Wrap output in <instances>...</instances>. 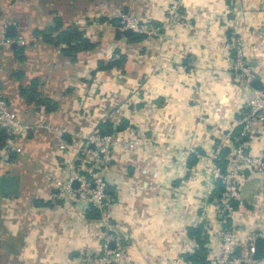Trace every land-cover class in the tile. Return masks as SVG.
Instances as JSON below:
<instances>
[{
	"label": "crops",
	"instance_id": "1",
	"mask_svg": "<svg viewBox=\"0 0 264 264\" xmlns=\"http://www.w3.org/2000/svg\"><path fill=\"white\" fill-rule=\"evenodd\" d=\"M174 5L186 26L165 31ZM122 10L159 36L126 44L112 21ZM56 20L94 46L65 51L55 43L60 30L49 31ZM4 24L16 36L0 48V95L31 131L13 141L21 153L8 152L10 141L0 148V184L16 180L15 193L0 190V264H88L106 235L130 264H189L182 256L196 243L187 229L197 225L209 252L224 220L209 206L217 153L240 139L264 157V129L242 134L238 121L251 89H264V0H0V31ZM235 38L249 49L251 89L228 71ZM116 50L125 60L102 68ZM107 128L143 145L113 150L111 164L95 168L80 134ZM89 171L105 180L109 199L94 219L73 186L67 192L52 180ZM242 189L235 214L257 215L264 230V177L250 175Z\"/></svg>",
	"mask_w": 264,
	"mask_h": 264
},
{
	"label": "built area",
	"instance_id": "2",
	"mask_svg": "<svg viewBox=\"0 0 264 264\" xmlns=\"http://www.w3.org/2000/svg\"><path fill=\"white\" fill-rule=\"evenodd\" d=\"M117 21V30L120 32L130 30L136 34L143 35L147 41L155 40L160 33V29L151 22L130 12H120L117 15ZM181 26H186V22L178 12L177 5H174L169 11L163 30L172 31L174 28ZM6 27H8L7 24H4L0 31V48L12 44V39L5 35ZM229 49L232 56L228 71L243 88L251 89L252 83L256 80V75L248 64V47L242 39L235 38L231 41ZM238 121L241 125L242 134L254 132L260 128L264 129V89H251L248 98V110L241 113ZM0 130L15 139L10 140L8 152L11 154L21 153V148L13 144V141L28 135L31 127L18 119L17 115L8 108L6 101L1 98V95ZM80 139L83 143L85 157L95 168H107L111 164L113 150H135L143 145L137 138L131 139L121 134L107 136L98 131L82 133L80 134ZM61 149H64V147L62 146ZM226 160L227 166L223 174H220L218 168H216V178L222 186L220 197L209 204L211 210L220 214L223 219L235 212L230 210V203L239 199L240 188L244 181L248 177L250 178V175L264 177V157L252 156L240 139L229 147ZM67 162L69 161L67 160ZM52 180L56 187L67 192L73 191L72 184L78 182V188L74 191L86 211L89 208L101 211L109 204L107 184L94 171H89L84 175L71 172L66 180H61L60 178ZM214 187L211 186L212 192L215 189ZM241 219L242 215L238 212V234L232 228L224 226L225 222L221 228L213 232L217 243L210 247L206 264H264V260H255L252 256L255 240L264 237V230H249L245 232L246 230L241 229L243 221ZM242 232H245L244 236H242ZM109 242L110 238L106 235L101 253L89 257L87 260L88 264H130V258L124 248L120 245L111 249L108 247ZM169 264L177 263L171 261Z\"/></svg>",
	"mask_w": 264,
	"mask_h": 264
},
{
	"label": "trees",
	"instance_id": "3",
	"mask_svg": "<svg viewBox=\"0 0 264 264\" xmlns=\"http://www.w3.org/2000/svg\"><path fill=\"white\" fill-rule=\"evenodd\" d=\"M121 12H127L126 10H122ZM113 22H116V26L118 25V21L112 20ZM55 30H60L59 34L57 35L56 38V44L57 45H65L67 48L65 51L71 52L73 54L78 53L80 51H87L90 50L94 45L85 38L84 32L79 31L78 29L72 27V26H63V23L59 20H56V27L55 28H50L49 31H54ZM62 29V30H61ZM117 29V27H116ZM117 37H122L125 38L126 44L130 43H138L141 40L144 39L143 35L136 34L134 32L128 33L127 31L120 32L118 30ZM42 39L44 41H51V33L49 32L48 34L46 32H43L42 34ZM116 54L118 55L117 58L113 59L110 61L108 64L103 66L102 68H111L114 66H118L120 63H122L125 59L124 56L120 55L117 50ZM36 92L35 90L31 89L27 93H24V96L26 97L27 101H31L36 97ZM102 131V130H101ZM101 133V132H100ZM242 137V135H238L237 133V138ZM243 139V138H242ZM10 140H15L13 137L9 136L4 132L3 130H0V148L4 147L7 141ZM229 149L227 148H222L219 150L217 153V158L215 160L216 167L219 170L220 174H223L226 170L227 166V160L226 156L228 153ZM196 163L195 160L190 162V166L194 165ZM214 191L211 194L212 198H219L221 191H222V186L219 183V180L217 179L214 187ZM238 208L237 202L233 201L230 203V210L231 211H236ZM99 215V212L95 210L94 208H89L87 210V218L89 219H94L97 218ZM187 236L191 239H194L196 243V248L192 253H186L182 256V258L188 262L189 264H206L208 262V249L206 247V244L208 243L209 240V235L206 231V229L203 228V225H197L195 227H190L187 229Z\"/></svg>",
	"mask_w": 264,
	"mask_h": 264
},
{
	"label": "water",
	"instance_id": "4",
	"mask_svg": "<svg viewBox=\"0 0 264 264\" xmlns=\"http://www.w3.org/2000/svg\"><path fill=\"white\" fill-rule=\"evenodd\" d=\"M128 33H131L130 30H127ZM6 36L10 38H14L16 36L15 27L13 25H9L7 27ZM254 85V82L252 83ZM106 135L111 136L112 131L111 128L106 129ZM78 182L73 183V187L75 189L78 188ZM0 190L4 194H12L16 192V180L14 178H5L3 179L2 183L0 184ZM113 243L110 244V248H113ZM253 258L258 261L264 260V237L257 238L254 243V249H253Z\"/></svg>",
	"mask_w": 264,
	"mask_h": 264
},
{
	"label": "rangeland",
	"instance_id": "5",
	"mask_svg": "<svg viewBox=\"0 0 264 264\" xmlns=\"http://www.w3.org/2000/svg\"><path fill=\"white\" fill-rule=\"evenodd\" d=\"M242 186H241V188H242ZM241 188H240V190H241ZM242 191H243V189L239 192V195L241 194L242 198H244ZM259 219L260 218H258L257 215L256 216H249V217L242 216L241 220H243V221L241 223V229L242 230H247V229L253 230V229H255L253 231H257L258 229H256V228H258L260 226H258V224L256 222H258ZM222 222H223L222 225H224V222H225L224 226H226L228 228H232L233 231L239 233V231H238V214H235V212H233V214H229V216H226L224 218V220H222ZM242 236H244V232H242Z\"/></svg>",
	"mask_w": 264,
	"mask_h": 264
}]
</instances>
